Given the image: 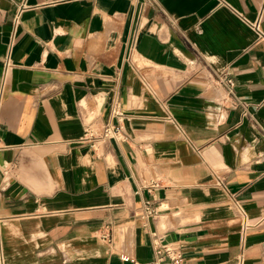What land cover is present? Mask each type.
I'll return each mask as SVG.
<instances>
[{"label":"crops","instance_id":"0c3cea01","mask_svg":"<svg viewBox=\"0 0 264 264\" xmlns=\"http://www.w3.org/2000/svg\"><path fill=\"white\" fill-rule=\"evenodd\" d=\"M158 246L264 264V0H0V264Z\"/></svg>","mask_w":264,"mask_h":264},{"label":"built area","instance_id":"2783aa9c","mask_svg":"<svg viewBox=\"0 0 264 264\" xmlns=\"http://www.w3.org/2000/svg\"><path fill=\"white\" fill-rule=\"evenodd\" d=\"M263 19V14L260 13L258 18L255 20L254 23H252V26L254 27V29L261 33V22ZM19 18H16V22H18ZM11 68V63L9 62V60L7 61L6 67H5V76L7 75V73L9 72V69ZM218 82L221 84H227L228 87L233 90L234 88V80L233 78H231L229 76V74L227 72H223V74L219 77ZM115 114H120L118 107L114 110ZM96 133L97 137H99L100 139H122L123 138V131L121 126H118L116 124H111V123H107L105 124L100 132H94L92 133L93 135ZM243 216L245 219V227L247 225V217L245 215L244 212ZM168 257L171 262H174L175 264L178 263V259L174 256V254L172 253V250L170 248L167 247H163V246H158L157 250H156V258L151 262V263H147V264H166V262L164 261V258ZM123 260H127L128 258L126 256H122Z\"/></svg>","mask_w":264,"mask_h":264}]
</instances>
